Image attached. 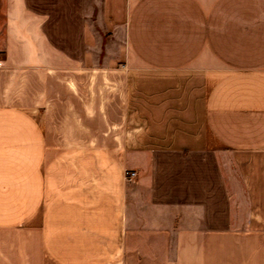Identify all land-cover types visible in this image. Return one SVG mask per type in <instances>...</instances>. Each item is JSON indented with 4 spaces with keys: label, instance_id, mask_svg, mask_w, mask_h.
<instances>
[{
    "label": "crops",
    "instance_id": "obj_1",
    "mask_svg": "<svg viewBox=\"0 0 264 264\" xmlns=\"http://www.w3.org/2000/svg\"><path fill=\"white\" fill-rule=\"evenodd\" d=\"M0 264H264V0H0Z\"/></svg>",
    "mask_w": 264,
    "mask_h": 264
},
{
    "label": "built area",
    "instance_id": "obj_2",
    "mask_svg": "<svg viewBox=\"0 0 264 264\" xmlns=\"http://www.w3.org/2000/svg\"><path fill=\"white\" fill-rule=\"evenodd\" d=\"M135 174H136L135 171H129L128 179H129V180L133 179L134 176H135Z\"/></svg>",
    "mask_w": 264,
    "mask_h": 264
}]
</instances>
